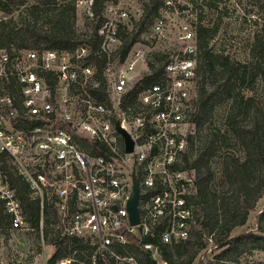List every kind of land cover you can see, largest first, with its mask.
Instances as JSON below:
<instances>
[{"label": "built area", "instance_id": "1", "mask_svg": "<svg viewBox=\"0 0 264 264\" xmlns=\"http://www.w3.org/2000/svg\"><path fill=\"white\" fill-rule=\"evenodd\" d=\"M218 1L74 0L66 46L0 49V231L25 233L42 264L76 244L93 248L90 264L96 256L140 264L117 252L133 240L168 264L161 246L186 241L197 226L195 175L183 158L195 134L197 32ZM11 175L37 203L34 225ZM133 175L135 225L127 211ZM73 254L56 264H83Z\"/></svg>", "mask_w": 264, "mask_h": 264}, {"label": "trees", "instance_id": "2", "mask_svg": "<svg viewBox=\"0 0 264 264\" xmlns=\"http://www.w3.org/2000/svg\"><path fill=\"white\" fill-rule=\"evenodd\" d=\"M29 0H0V49H37L40 44H45L49 48H60L70 43L75 21L74 0H31L28 9L21 11L14 19L10 17L12 10L27 5ZM257 13L264 12V0L259 5ZM153 11V8L148 12ZM147 13L145 14V17ZM262 17V16H261ZM257 17L255 22L257 23ZM264 19V18H262ZM258 32L253 36L252 44L249 48V62L245 64H230L222 55L213 53L209 49L210 41L218 31V24L200 28L197 32L198 49V91L196 100V113L193 117L195 130H200L203 122L205 109L206 92L204 90L205 78L216 77L223 80L221 87L226 98H232L234 109L228 115L232 132L237 136L238 141L245 148L243 160L229 158L222 161V175L234 186L236 195L235 204L230 203L229 198L222 194L216 195L209 186L210 167L207 164L205 152L192 153L194 136L189 143L188 154L184 156V168L194 171L196 194L191 203L194 207L197 226L190 234V237L181 243L171 246L164 245L160 248L161 258L168 264H192L196 257V247H205L206 240H214L217 248L221 252L215 256V260L208 264H228L227 259L232 252L238 251L242 246L255 241L254 249H264V244H258L263 236L253 233L242 234L228 239L232 228L244 223V216H241L240 208L247 209V197L251 190L259 195L255 197L253 204L260 195H264V23ZM138 32L125 41L126 47L136 41ZM258 85L262 95V101L254 95L243 98L239 96L235 89L247 87L254 91V86ZM213 95V94H212ZM249 119L246 128L236 129L235 120L237 117ZM222 146L227 147L228 141L225 136L218 138ZM11 180L17 188V193L27 219L32 225L37 221V203L29 200L26 187L20 180L11 175ZM221 193V192H220ZM252 204V206H253ZM245 205V207H243ZM208 208V210H207ZM264 219V209L258 213L257 229L264 233L262 224ZM7 225V217L4 214L3 206L0 203V227ZM194 238V240H192ZM205 239V240H203ZM228 239V240H227ZM128 245L126 250L117 249L120 254L128 253L140 264H153L149 254L142 251L138 243L134 240ZM242 244V245H241ZM251 248V249H253ZM74 251V259L87 260L90 264L93 248L87 245L76 244L68 249L59 248L49 258L45 264H56L60 258ZM102 259L96 256L95 264H105ZM106 264H113L112 259H108ZM74 264H79L78 262Z\"/></svg>", "mask_w": 264, "mask_h": 264}, {"label": "rangeland", "instance_id": "3", "mask_svg": "<svg viewBox=\"0 0 264 264\" xmlns=\"http://www.w3.org/2000/svg\"><path fill=\"white\" fill-rule=\"evenodd\" d=\"M263 0H220L215 3V6H208L207 20L208 27L212 24H218L219 28L215 37L209 43V49L213 53L222 55L230 64H245L249 62V48L253 41V36L259 31L264 23V12L260 15L257 10H260L259 5ZM32 3L29 0L23 7L12 10L10 17L14 19L21 11L28 9ZM264 10V9H263ZM3 16L0 13V17ZM262 16V17H261ZM257 23L255 22V18ZM134 33V32H132ZM141 34V33H140ZM147 33L142 31L140 38H145ZM144 41V40H143ZM155 58V57H154ZM156 59H158L156 57ZM223 80L214 76L205 78L204 90L206 99L203 122L200 130H195V136L192 146V153L205 152L207 164L210 167V183L209 186L214 194H222L229 198L230 203L235 204L236 195L234 194V186L231 185L222 175V161L229 158L243 160L245 157V148L242 147L237 139V136L232 132V127L228 121V115L234 109L233 99L226 98L222 92ZM239 96L243 98L254 95L255 98L262 101V95L259 86H254V91L242 87L235 89ZM213 94V95H212ZM264 105V104H263ZM233 122H237L236 129L246 128L249 122L248 118L237 117ZM225 136L227 138V147L222 146L218 138ZM221 192V193H220ZM260 191L257 192L259 195ZM256 191L251 190L247 197L246 213L245 209L240 208V215L244 216V223L231 229L228 239L242 234L253 233L263 236L262 240H258V244H264V233L257 229L258 213L264 209V195H260L253 204ZM253 204V206H252ZM245 207V205H243ZM208 210V208H207ZM264 226V219H262ZM227 239V240H228ZM194 240V238L192 239ZM205 240V239H203ZM255 241L242 246L238 251L232 252L227 259L228 264H264V249H254ZM242 245V244H241ZM214 240H206L205 247H196V257L192 264H208L215 260V256L221 252V248L216 247ZM253 248V249H251ZM25 233L21 231H0V264H42L40 260V250H36L35 255L30 254ZM35 256V257H34ZM86 264L87 260H81Z\"/></svg>", "mask_w": 264, "mask_h": 264}, {"label": "water", "instance_id": "4", "mask_svg": "<svg viewBox=\"0 0 264 264\" xmlns=\"http://www.w3.org/2000/svg\"><path fill=\"white\" fill-rule=\"evenodd\" d=\"M122 137L124 139V150L126 153H130L132 151V142L130 141L128 135L122 130ZM132 193L130 196V199L127 203V211L129 215V221L131 225H135L138 223V211L136 209L137 201H138V188H137V182L134 175L132 176ZM153 264H155L153 262Z\"/></svg>", "mask_w": 264, "mask_h": 264}]
</instances>
